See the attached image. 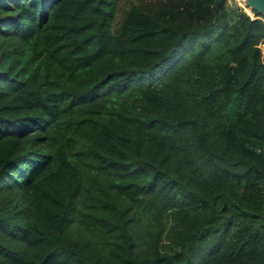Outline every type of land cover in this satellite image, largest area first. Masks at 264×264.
<instances>
[{"label":"trees","instance_id":"1","mask_svg":"<svg viewBox=\"0 0 264 264\" xmlns=\"http://www.w3.org/2000/svg\"><path fill=\"white\" fill-rule=\"evenodd\" d=\"M263 43L226 0H0V264H264Z\"/></svg>","mask_w":264,"mask_h":264},{"label":"built area","instance_id":"2","mask_svg":"<svg viewBox=\"0 0 264 264\" xmlns=\"http://www.w3.org/2000/svg\"><path fill=\"white\" fill-rule=\"evenodd\" d=\"M234 2L237 6H239L246 14L250 16L252 19L259 18L264 21V16L256 13L251 7L248 6L245 0H231L230 2Z\"/></svg>","mask_w":264,"mask_h":264},{"label":"water","instance_id":"3","mask_svg":"<svg viewBox=\"0 0 264 264\" xmlns=\"http://www.w3.org/2000/svg\"><path fill=\"white\" fill-rule=\"evenodd\" d=\"M249 7L264 16V0H245Z\"/></svg>","mask_w":264,"mask_h":264},{"label":"rangeland","instance_id":"4","mask_svg":"<svg viewBox=\"0 0 264 264\" xmlns=\"http://www.w3.org/2000/svg\"><path fill=\"white\" fill-rule=\"evenodd\" d=\"M229 4H234V2L232 1V2H230L231 0H226ZM261 48H262V50H263V53H264V43L262 44V46H261Z\"/></svg>","mask_w":264,"mask_h":264}]
</instances>
